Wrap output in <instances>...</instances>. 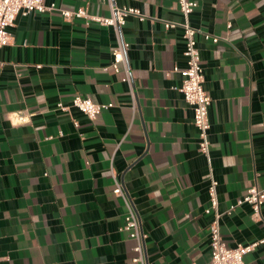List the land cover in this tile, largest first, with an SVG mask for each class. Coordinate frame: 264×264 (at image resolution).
Masks as SVG:
<instances>
[{"label":"crops","instance_id":"1","mask_svg":"<svg viewBox=\"0 0 264 264\" xmlns=\"http://www.w3.org/2000/svg\"><path fill=\"white\" fill-rule=\"evenodd\" d=\"M44 1L111 15L108 0ZM111 1L144 18L130 14L117 30L59 11L19 14L0 49V264H134L116 181L153 264H209L211 171L221 212L264 189V0H194L189 21L213 100L211 163L172 71L186 66L183 28L165 26L185 20L179 0ZM76 95L112 106L94 120L56 109ZM221 230L231 247L264 238V205L260 220L249 205L224 214ZM246 260L264 264V244Z\"/></svg>","mask_w":264,"mask_h":264},{"label":"built area","instance_id":"2","mask_svg":"<svg viewBox=\"0 0 264 264\" xmlns=\"http://www.w3.org/2000/svg\"><path fill=\"white\" fill-rule=\"evenodd\" d=\"M111 7L110 16H100L89 13L85 8L77 10H68L57 7L54 3L46 4L44 0H0V49L12 43L14 35L12 27H14L16 18L19 14L27 15L32 12H50L59 11L64 19L70 21L75 18H84L87 24L92 22L105 26H114L119 29L125 24L126 17L130 14L139 15L142 19L140 11L134 8H118L108 0ZM180 10L184 16L181 23L166 22V28L181 26L184 30L185 39V57L186 66L180 68L175 66L173 72L182 75V84L176 89L184 96L185 101L193 107L194 118L193 123L198 130L199 150L206 155L211 163L210 153V107L212 105V97L205 87V74L202 63L201 50L198 45L197 34L200 29L193 26L189 17L198 6V2L194 0H179ZM206 40H212L217 43L221 37L204 33ZM127 44L123 41L119 42L118 47L113 51L112 67L118 71L120 64L124 63V50ZM112 104L97 103L89 97L76 95L69 105L58 102L56 109L62 112H70L72 108H76L85 114L89 119L94 120L104 110L110 108ZM77 124V123H76ZM218 180L211 171L209 192V206L204 212L211 215L212 219L209 226L211 260L209 264H249L246 255L254 251L258 245L264 244V238L248 243L238 244L235 247L229 246L223 239L221 230V219L224 214L231 215L240 206L249 205L252 209L253 217L256 220L262 219V207L264 205V189L257 186L250 187L246 194L231 203L226 212H221L219 208L218 197ZM114 193L122 197L128 208L125 215L124 224L121 231L127 232L129 237L135 241L133 257L134 264H153L148 257L146 239L147 234L143 230L141 219L139 218L135 207L119 181H116Z\"/></svg>","mask_w":264,"mask_h":264}]
</instances>
